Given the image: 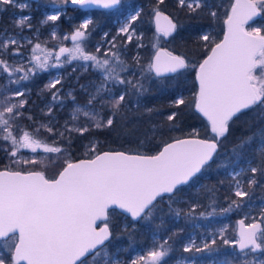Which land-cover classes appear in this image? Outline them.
Masks as SVG:
<instances>
[{
    "label": "snow or ice",
    "instance_id": "1",
    "mask_svg": "<svg viewBox=\"0 0 264 264\" xmlns=\"http://www.w3.org/2000/svg\"><path fill=\"white\" fill-rule=\"evenodd\" d=\"M51 2L55 7L51 13H44L40 21L41 25L51 22L49 37L56 41L51 47L39 35L24 37L25 28L33 30L31 15L15 21L18 31L0 32V152L9 160L0 168V264H167L166 258L182 230H173L166 237L154 236L151 247L130 260L120 259L121 249L110 250L112 241L125 234L131 240L135 223L156 219L157 211H162L158 205L165 198L169 212L176 217L195 218L197 209L203 207L198 202H192L187 211L173 205L179 202L184 186L194 183L214 163L218 170H224L228 181V194L224 196L227 207H220L219 213L244 214L237 221V238L228 237L227 226L204 235L200 243L190 237L183 252L192 255L179 258L176 264H203L204 256L196 254L211 256L219 251L218 240L234 250L230 257L212 259L211 264H264V206L256 210V215L251 214L255 189H264V126L237 138L231 149L223 153L227 161L217 163L231 126L241 115L256 112L264 120V28L245 27L254 17L264 15V0H235L230 12L225 13L226 31L219 42L210 31L200 30L195 43L207 54L198 64H190L185 56L159 47L161 37L174 40L183 27L171 13L166 15L162 10L165 0H155L151 9L156 51L147 63L139 51L131 63L122 58L129 44L135 43L137 49L144 47L143 36L136 27L143 9L129 5L125 14L122 0ZM176 4L189 19L202 14L218 17L215 0H176ZM30 7L27 0H0V12ZM92 7L114 9L124 19L115 36L109 39L110 34L104 32L95 50L88 51L89 26L93 24L90 17L85 16L62 35L56 31V22L62 16L71 22L69 9L82 12ZM34 31L39 33L38 28ZM25 48L27 54L22 51ZM68 66L73 73L91 69L99 75L98 81L80 85L87 95L83 105L76 103L71 91L62 94L65 74L61 70ZM189 67L196 69L198 81L194 107L207 120L210 136L201 138L199 131L193 129L183 137L162 141L155 154L100 151L90 140L84 145L86 158H65L52 177L45 170L14 167L58 160L67 153L64 145L71 146L73 133L83 138L93 129L114 127L117 117L127 119L133 97L139 106L153 80L163 81L170 78L168 74ZM51 69H57L55 75H51ZM45 72L50 78L39 94L51 97L44 113L49 120L32 128L22 126L20 121L31 92L25 82H32ZM66 96L72 97L75 107L71 122L66 121L63 130H58L53 113L57 106L63 107ZM170 106L175 110L167 116V121L172 122L168 130L178 131L181 106L189 105L178 95ZM145 110L153 112L152 108ZM81 115L86 118L82 122ZM26 118L35 125L31 115ZM41 129L48 137L41 138ZM148 132L163 134L161 128L153 126L144 133L146 140ZM22 150L31 155L25 156ZM38 150L45 155L41 156ZM238 161H246V166ZM224 183L220 181L221 185ZM209 191L213 193L207 206L211 211L199 212L200 217L217 215L216 189ZM117 210L131 218V225L118 226L113 221Z\"/></svg>",
    "mask_w": 264,
    "mask_h": 264
},
{
    "label": "trees",
    "instance_id": "2",
    "mask_svg": "<svg viewBox=\"0 0 264 264\" xmlns=\"http://www.w3.org/2000/svg\"><path fill=\"white\" fill-rule=\"evenodd\" d=\"M226 7L222 8L218 4V1L215 0V3L219 5L218 8V17L213 19L212 17L202 14L196 19H189L183 10L179 9L176 0H165V4L161 6L162 10L168 14H172L174 20L178 21L183 27L179 30V35L173 40L171 38L165 39L162 38L161 46L167 48L169 51L183 55L187 58L190 64H198L202 61L204 56L207 54L202 46H197L195 43L196 36L200 30H205L208 28H213L216 32L218 42L225 31L226 25L224 23L227 18L225 13L230 12L231 4L233 0H224ZM123 8L122 11L127 13L128 6L134 5L143 9L142 19L136 23V27L139 33L142 34L144 43H153L151 32L154 31L155 25L152 17V6L155 3V0H122ZM31 7L29 9L21 10L9 9L5 12H0V32L7 30V32L14 33L18 31L14 27L15 21L18 19V15H31L33 30L24 29L23 35L25 38H34L35 35H39L40 40H48L49 47L56 43V41L51 40L49 37L50 32L52 31L51 22L49 24L41 25L40 21L44 18V13H48L54 4L51 0H31ZM105 10H103L104 12ZM88 14L91 15L93 24L90 25L91 31L93 30V25L98 24L102 29H111V34L114 33V27L112 24L113 20H119L123 17L120 13L111 10L109 16L107 13L100 15L97 10H94L93 13L90 11L74 12L71 9L68 10V16L73 17L72 21L62 16L61 20L56 22V31L58 34L62 35L64 32L71 31L72 25L79 24L85 16ZM251 23H248V26H251ZM39 29V33H36L34 30ZM264 28V27H262ZM100 41L99 36L93 37V44ZM68 42H65L67 44ZM133 44H129L128 48L130 52L123 59L132 62ZM95 48L93 47V51ZM140 51L143 50V47L139 48ZM22 51H28L27 48ZM144 62V59H143ZM145 63V62H144ZM65 74V79L63 81L62 94H66L69 91L73 93L76 98V103L83 105L87 101V95L81 90L80 85H88L91 82L99 80L98 73L89 69L84 71L78 69L75 73L72 72V67L68 66L66 69L61 70ZM259 69L256 70V74H259ZM51 75H54V69L50 70ZM196 69L187 68L181 70L179 73L170 75L168 79L163 81L153 80L150 85V91L141 98L139 106L136 104V98L133 97L129 105L130 110L127 111V119H120L117 117L115 121V126L112 128L104 129H93L89 133L85 134V137H79L76 133L72 134V144L64 146L67 148V153L60 157L58 160H55L46 165H27L21 166L16 165L14 167H24L26 169H35V170H45L46 174L49 177H52L56 174L57 167L62 164L65 158H70L72 160H77L80 158H86L85 156V147L89 141H93L97 144L98 150H123L126 152L129 151H140L145 154H155L162 147V141H168L169 137L179 136L183 137L186 133L192 131L193 129L198 130L200 137L206 138L210 136V130L207 127V120L195 110L194 107V97L197 92V84L195 80ZM50 78L49 73H41L34 81L29 82L28 86L31 89L29 103L24 110V117L21 118V125L29 128L38 126L41 122L47 123L49 117L44 113L46 111L45 105L50 101L51 97L48 94L40 95V89ZM27 83V82H25ZM60 87V86H58ZM178 95H182L189 106H181L180 115L178 117L179 130L178 131H169L168 126L170 123L167 121V116L171 114L175 109L170 106V101L175 99ZM75 107L72 97H65L63 107L57 106L54 109V123L58 130H63V125L66 121L71 122L72 111ZM152 108L153 112L148 113L145 109ZM31 115L35 120V125L32 121H29L26 117ZM86 118L82 115L79 117V121L82 122ZM259 121V123H257ZM153 126L161 128L163 134H155L148 132L149 139H145L144 133L151 129ZM264 126V120H260L259 115L256 112H247L240 116V119L236 120L232 126L228 140L224 142V147L220 150L222 155L220 156L219 161H227V158L223 155L225 151L231 149L232 144L237 140V138L251 135L253 132H256L259 127ZM41 138L48 137V133L41 129ZM143 141V143H141ZM40 151V150H38ZM24 155H31L28 150H22ZM40 155H45L40 151ZM241 165L246 164V161H238ZM9 164V160L5 157L3 152H0V168H3L5 165ZM224 180L223 185L220 184V181ZM215 188V196L219 207H217V215L213 217H200L198 215L201 211H211V208H208L209 197L213 193L209 190ZM228 181L225 176L223 169H217V164H212L210 169L203 171L202 174H199V178L192 184L184 186V190L180 195L179 202L174 204V208L182 209L187 211L192 202H198L203 207L197 209V216L195 218H185L184 215L176 217L174 213L169 212L167 198L158 205V209L162 211H157L156 219L152 221H138L135 223V231L133 232L132 239L130 240L125 234L119 239H114L112 241L111 251L116 249H121L118 255L123 259H131L133 253L138 248L147 247L152 244V234L160 233L163 237H166L171 234L173 230H182L179 232V235L175 238V243L173 244V251L171 253V259H175L179 255H190L192 253L183 252V245L187 238L190 237L191 233L196 229L195 223H209L216 222L219 225H222L226 220L230 219L232 223V236H235L233 230L235 222L239 218H242V213H226L220 214V207H227V201L224 200V196L228 194ZM253 201L257 203L264 202V189L257 187L253 194ZM264 206V203H262ZM111 211V210H110ZM113 221L118 226H123L125 223L131 225V218L126 217L125 214H121L119 210L113 213ZM119 228H117V232ZM115 235V234H114ZM219 251L213 252L216 258H221L227 250V246L223 245L222 242L218 240ZM173 254V255H172Z\"/></svg>",
    "mask_w": 264,
    "mask_h": 264
},
{
    "label": "rangeland",
    "instance_id": "3",
    "mask_svg": "<svg viewBox=\"0 0 264 264\" xmlns=\"http://www.w3.org/2000/svg\"><path fill=\"white\" fill-rule=\"evenodd\" d=\"M30 1L31 0H27V2H29L30 3ZM218 1V4L219 5H221V7L222 8H225L226 7V3H224L223 1L224 0H217ZM235 0H233V2H234ZM54 7H55V5H54ZM54 7H52V9L48 12V13H51L52 12V10H53V8ZM136 8H139L140 9V6L139 7H136ZM101 14H105L104 12H100ZM100 14V15H101ZM109 14L110 13H107L106 15H108L109 16ZM21 15H18L17 17L19 18ZM87 17H90L91 19H92V17H91V15L90 14H88L87 15ZM85 18V17H84ZM123 19H124V16L121 18V19H119L117 22H115V20H113L112 21V23H113V25L115 26L114 27V33H112L111 34V29H109V28H107V29H102V28H100L99 26H98V24H95L94 26H93V30L91 31V35H90V37H89V39H88V42H87V50L88 51H93V47L94 48H96V46H97V44L98 43H100L101 42V38H102V36H103V33L104 32H108L110 35H109V39H111V36H115L116 35V32H117V29L120 27V23L121 22H123ZM82 22V21H81ZM252 23H251V26H248V25H246V28H253V27H264V15H261V16H258V17H256L255 19H253L252 21H251ZM250 23V22H249ZM203 31H210L211 33H212V35L215 37V39L217 38V33L216 32H214V30H213V28H208V29H205V30H203ZM8 33H11V32H8ZM151 35H152V39H153V43H144L143 41H142V43H143V45H144V47H143V50L142 51H140L139 49H137L136 47H135V44H134V46H133V51H134V53H133V55H132V57L133 56H135L136 55V53H137V51H139V53H140V56L142 57V59H144V62L145 63H147L148 62V60H150V58L154 55V53H155V51H156V48L155 47H153V45H154V43H156V41H155V36H156V30L154 29V31H152L151 32ZM94 36H99L100 37V41L99 42H97V43H94L93 44V37ZM162 38L163 37H161V39H160V41H159V47L161 46V44H162ZM118 43H119V40H118ZM72 45L70 44V47H71ZM129 46V45H128ZM105 47H106V45H105ZM101 51H103V48L101 49ZM129 52H130V49L129 48H127V51L124 53V55L122 56V58H124V56L126 57V55H128L129 54ZM25 54H27V51H25ZM54 71H55V73H54V75L56 74V72H57V69H54ZM27 83H29V82H27ZM25 156H30V155H25ZM241 166H246V164H243V165H241ZM262 203H264V202H262ZM262 203H257L256 201H254V203H253V205H252V208H253V211H252V215H256L257 214V209L259 208V207H261V206H263V204ZM243 216H244V214L242 213V218H243ZM247 222V221H246ZM222 226H227L228 227V233H227V235H228V237L230 238V239H236L237 238V235H235V236H232L231 235V233H232V223H231V220L230 219H228V220H226V222L225 223H223L222 225H219V224H217L216 222H209V223H202V222H197V223H195V227H196V229L191 233V235H190V237H195L196 238V240H197V243H200V240L203 238V236L204 235H206V234H208V233H212V232H216L219 228H221ZM233 230H234V232H235V234H236V222H235V224H234V227H233ZM156 237V238H161V237H163L160 233H153L152 234V242H153V237ZM189 237V238H190ZM189 238H187L186 240H185V242H184V244L185 243H187V241H188V239ZM151 245L152 244H150L149 246H147V247H143V248H138V249H136L135 250V252L133 253V256H132V258H134L138 253H141L142 251H146L149 247H151ZM227 246V250L228 251H226L225 252V254L223 255V257H219V258H216L215 256H214V254L212 253L211 254V256H206L205 254H196L197 256H204V261H203V264H211V260L212 259H216V260H220V259H223V258H225V257H230L231 255H232V253H233V247H231V246H228V245H226ZM173 255V254H172ZM192 254H190V255H179V256H177L175 259H171V254L169 255V257H167L166 258V260H167V264H176V261L179 259V258H181V257H189V256H191ZM120 257V256H119ZM131 258V259H132ZM120 259H122V260H127V259H123V258H121L120 257ZM130 260V259H129Z\"/></svg>",
    "mask_w": 264,
    "mask_h": 264
},
{
    "label": "water",
    "instance_id": "4",
    "mask_svg": "<svg viewBox=\"0 0 264 264\" xmlns=\"http://www.w3.org/2000/svg\"><path fill=\"white\" fill-rule=\"evenodd\" d=\"M235 2V1H234ZM92 8H97V7H92ZM91 8V9H92ZM165 12V11H164ZM165 14L166 15H168V13H166L165 12ZM256 17H254L253 19H255ZM252 21V20H251ZM251 21H249V22H251ZM248 22V23H249ZM155 25V24H154ZM245 27H246V25H245ZM225 31H226V28H225ZM225 31H224V33H225ZM223 36H224V34H223ZM223 36H222V38L220 39V40H222L223 39ZM165 38V37H164ZM165 39H168V38H165ZM219 40V41H220ZM218 41V42H219ZM67 46V45H66ZM69 47V46H68ZM161 48H164V49H166V50H168L167 48H165V47H163V46H160ZM169 51V50H168ZM173 53V52H172ZM173 55H180V54H175V53H173ZM170 75H174V74H168V76H170ZM195 80H196V75H195ZM196 84H197V90H198V81L196 80ZM202 138V137H201ZM105 151H123V150H105ZM126 152V151H125ZM80 159H84V158H80ZM78 160V159H77ZM240 219H242V218H239L238 220H240ZM237 220V221H238ZM97 224H101V221H97ZM237 231H238V226H237V223H236V233H237Z\"/></svg>",
    "mask_w": 264,
    "mask_h": 264
},
{
    "label": "flooded vegetation",
    "instance_id": "5",
    "mask_svg": "<svg viewBox=\"0 0 264 264\" xmlns=\"http://www.w3.org/2000/svg\"><path fill=\"white\" fill-rule=\"evenodd\" d=\"M94 10H97L99 13L100 12H103V10H105L104 11V13H110L111 12V10L112 9H102V8H92V9H86V11H90L91 13H93L94 12ZM101 15H103V14H101ZM84 19V18H83ZM95 19L93 18V21H94ZM118 20H116L115 19V22H117ZM113 24V23H112ZM95 25V24H94ZM93 25V26H94ZM99 26V25H98ZM114 26V25H113ZM100 27V26H99ZM101 28V27H100ZM70 44H71V42H68L66 45L67 46H69L70 47ZM236 235H237V233H236Z\"/></svg>",
    "mask_w": 264,
    "mask_h": 264
}]
</instances>
